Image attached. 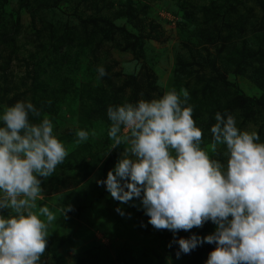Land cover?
<instances>
[{
  "label": "rangeland",
  "instance_id": "rangeland-1",
  "mask_svg": "<svg viewBox=\"0 0 264 264\" xmlns=\"http://www.w3.org/2000/svg\"><path fill=\"white\" fill-rule=\"evenodd\" d=\"M102 19L114 25L111 40L101 38ZM13 27L12 43L0 47V65L10 56L5 76L0 72V115L17 101L39 109L35 96L56 98L53 108H41V119L53 121L54 135L69 153L43 181L37 200V209L48 206L57 217L40 264H192L194 250L177 259L178 245L167 247L173 239L168 230L140 226L138 199L122 204L96 183L106 179L124 145L109 153L110 121L91 109L101 89L111 95L135 75L120 94L125 99L137 82L142 90L137 101L173 88L189 91L204 145L211 133L200 124L207 125L210 111L234 115L238 128L257 131L264 142V109L253 106L245 120L239 101L231 102L240 93L260 97L264 91V0H0V35ZM137 38L136 52L124 48L126 39ZM98 66L107 72L99 79ZM79 129L88 131L89 139L76 144ZM65 205L74 208L67 219L60 211ZM215 227L209 221L188 235L205 237Z\"/></svg>",
  "mask_w": 264,
  "mask_h": 264
},
{
  "label": "clouds",
  "instance_id": "clouds-1",
  "mask_svg": "<svg viewBox=\"0 0 264 264\" xmlns=\"http://www.w3.org/2000/svg\"><path fill=\"white\" fill-rule=\"evenodd\" d=\"M97 74L107 72L98 66ZM189 99L187 89L173 88L151 100L109 105V153L124 147L106 179L96 183L122 204L138 199L148 224L173 233L167 247L178 245L177 259L208 243L215 247L205 264H264V142L257 131L238 128L234 115L217 112L204 145ZM41 115L28 101L0 115V264H40L57 219L48 206L37 209V200L43 181L69 153L53 121ZM75 136L80 144L89 132L79 129ZM73 210L63 206L61 217ZM115 211L125 215L120 207ZM209 221L216 226L210 235L176 236Z\"/></svg>",
  "mask_w": 264,
  "mask_h": 264
},
{
  "label": "trees",
  "instance_id": "trees-1",
  "mask_svg": "<svg viewBox=\"0 0 264 264\" xmlns=\"http://www.w3.org/2000/svg\"><path fill=\"white\" fill-rule=\"evenodd\" d=\"M102 22L104 24L105 27H102L101 30V38L103 39H113L115 34H114V29L112 27H114L113 23L110 22V21H107V20H104L102 19ZM99 25V24H98ZM16 30L15 28L13 27L12 28V31H10L9 33H2L0 35V47L1 48H5V46L11 42V37L15 34ZM139 38L137 39H133L132 41L130 42H127V39H126V43L124 45V48H127L128 50L132 51V52H136L137 51V48L141 45L140 42H139ZM9 61H10V56L9 54L7 55L5 61L0 65V72L2 73V75L5 76V69L8 68L10 65H9ZM178 62V61H177ZM182 64V63H181ZM135 75H130L129 76V80H126L123 84L119 85L118 87H116L115 89V92L111 95L108 94V92L104 89H101L100 90V94L97 93V98L94 99L95 101H97V106L93 109H91L92 111V114L93 115H99V116H102L105 120L109 121L108 118H107V108L109 105H120V104H123L125 101L127 102H137V99H138V96H139V93L142 92L141 90V86L139 85V83L137 82V85L136 87L137 88H134L132 89V92L130 94V96H128V98H124L123 96H121L120 94L124 91L125 89L128 87V85H131V82H135ZM148 89H153V87H151V84L149 87H147ZM61 92H64L65 91V88H60L59 89ZM206 90V88H203L202 89V92H204ZM145 96H148L149 97V93L145 92L144 93ZM204 95V93H203ZM205 97L202 96L201 99L198 101V102H201V100H204ZM45 102L44 104H42V102ZM236 101H239L237 102L236 104H238V106H241V109H242V116L243 118L246 120L248 118H251L252 115L254 114V108L253 106H259L261 107L262 109H264V91L262 93V95L260 97H252V96H246L244 95L243 93L241 94H238L237 96H234L232 97V103L236 102ZM35 102L37 103L38 107H39V110L44 109V110H50L51 108H53V106H55V102H56V98L55 99H52V100H47V99H44L43 96L41 95H38V96H35ZM213 102V101H211ZM217 112V111H216ZM210 115L206 121V124H200L201 126H206L208 127L209 129L211 128V126L215 123V113L214 111H210ZM3 124H0V127H2ZM82 158L80 159V161H77L75 163V167L76 168H79L81 162L84 161V158L83 156H81ZM75 160V158H74ZM85 171V174L88 175L91 171V169H87V170H84ZM138 213V217L140 220V222H143V224L146 225V227H149V229L153 228L152 225L148 224V217L144 214V211L143 210H139L137 211ZM141 224V223H140ZM169 231V230H168ZM170 233H172L171 231H169ZM173 234V233H172ZM192 235V234H191ZM176 236L177 238H180V237H183V238H189L190 236L188 235V232H185V231H179L178 233H176ZM200 237H203L202 235H199ZM167 239L171 240V238L167 237ZM215 245H212V244H207V243H204L202 246H198L194 252L196 253L194 259L192 260V264H200L204 262L205 264V261L207 260L208 258V253L210 251H212L214 249ZM177 248L173 251V255H175V252H176ZM203 258V262H202V259ZM160 262V260H159ZM79 264H82V262H79Z\"/></svg>",
  "mask_w": 264,
  "mask_h": 264
}]
</instances>
